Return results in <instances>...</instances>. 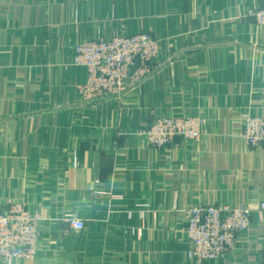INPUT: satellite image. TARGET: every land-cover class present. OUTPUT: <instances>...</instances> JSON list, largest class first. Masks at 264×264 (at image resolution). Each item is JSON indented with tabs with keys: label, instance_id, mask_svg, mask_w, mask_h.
Here are the masks:
<instances>
[{
	"label": "crops",
	"instance_id": "crops-1",
	"mask_svg": "<svg viewBox=\"0 0 264 264\" xmlns=\"http://www.w3.org/2000/svg\"><path fill=\"white\" fill-rule=\"evenodd\" d=\"M260 3L0 0V210L21 200L43 216L35 264H198L189 206L264 202V144L239 136L244 112L264 116V25L249 14ZM143 31L162 43L152 74L121 97L81 98L74 46ZM186 115L208 134L147 144L156 117ZM263 241L253 214L234 249L199 264H263Z\"/></svg>",
	"mask_w": 264,
	"mask_h": 264
},
{
	"label": "built area",
	"instance_id": "built-area-1",
	"mask_svg": "<svg viewBox=\"0 0 264 264\" xmlns=\"http://www.w3.org/2000/svg\"><path fill=\"white\" fill-rule=\"evenodd\" d=\"M260 1L249 14L258 25H264V0ZM161 54V41L146 31L115 32L110 38L97 37L75 45L73 64L88 70L86 83L78 86L81 98L94 101L121 97L152 74ZM141 133L149 146L163 149L176 145L177 138L201 140L208 129L200 116H159ZM239 136L249 147L263 145L264 116L244 112ZM78 161L77 152H74L73 166H77ZM186 212L187 257L198 264L223 257L234 249L240 236L252 226L253 214L264 223V202L256 208L248 204L194 203ZM42 219L40 213L31 212L21 200L10 202L7 209L0 210V261L14 264L22 259L35 264ZM64 221L75 230L87 227L86 221L75 215L66 216ZM260 253L264 264V241Z\"/></svg>",
	"mask_w": 264,
	"mask_h": 264
}]
</instances>
